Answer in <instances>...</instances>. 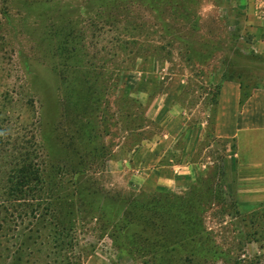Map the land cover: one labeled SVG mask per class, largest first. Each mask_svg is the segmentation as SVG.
I'll return each instance as SVG.
<instances>
[{
	"label": "rangeland",
	"instance_id": "1",
	"mask_svg": "<svg viewBox=\"0 0 264 264\" xmlns=\"http://www.w3.org/2000/svg\"><path fill=\"white\" fill-rule=\"evenodd\" d=\"M226 80L264 89V0H0V204L26 155L56 184L0 207V264H264Z\"/></svg>",
	"mask_w": 264,
	"mask_h": 264
},
{
	"label": "crops",
	"instance_id": "2",
	"mask_svg": "<svg viewBox=\"0 0 264 264\" xmlns=\"http://www.w3.org/2000/svg\"><path fill=\"white\" fill-rule=\"evenodd\" d=\"M241 96L238 82L220 84L214 134L236 144V157H243L239 164L256 185L257 174L264 182V89H255L243 99Z\"/></svg>",
	"mask_w": 264,
	"mask_h": 264
},
{
	"label": "trees",
	"instance_id": "3",
	"mask_svg": "<svg viewBox=\"0 0 264 264\" xmlns=\"http://www.w3.org/2000/svg\"><path fill=\"white\" fill-rule=\"evenodd\" d=\"M115 4V1L111 3L110 5L106 6L105 9L109 7H113ZM66 41H63L62 46L65 50L67 46L70 44V40L68 41L69 34H65ZM75 50V47L70 48V51L73 53ZM88 91L90 89V86L87 84ZM87 91V92H88ZM245 94H242V99L245 98ZM31 158L26 155V157L23 159L21 158V162L19 163V160H15V162L12 164V167L10 169V180L8 181L9 187L6 188L7 198L1 202V206L3 210L6 212L8 206L13 203L17 202L19 203V207H38L37 202L44 200L41 197H44L47 192H50L52 189H55V182H51L48 180L49 174L47 173L46 168L42 167L40 168L39 165L35 166V163H31ZM19 164V165H18ZM18 165V166H17ZM15 174V175H14ZM14 175V176H13ZM47 200H50V197H44ZM20 201V202H19ZM31 201V202H29ZM12 202V203H11ZM36 203V204H33ZM14 206V205H13ZM4 219L2 218L0 220V226L2 227ZM28 240V238H27ZM24 243V242H22Z\"/></svg>",
	"mask_w": 264,
	"mask_h": 264
}]
</instances>
